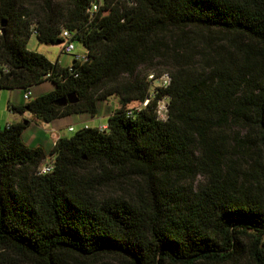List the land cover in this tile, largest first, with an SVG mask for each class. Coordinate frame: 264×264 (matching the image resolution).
<instances>
[{"label": "trees", "instance_id": "1", "mask_svg": "<svg viewBox=\"0 0 264 264\" xmlns=\"http://www.w3.org/2000/svg\"><path fill=\"white\" fill-rule=\"evenodd\" d=\"M41 1L33 13L0 0V90L52 86L10 110L53 124L114 97L120 107L50 151L24 144L23 123L0 128V264H264V0ZM63 29L84 60L64 68L27 49L32 34L63 44ZM191 30L224 34L225 56L197 69L166 60L163 38ZM154 63L171 84L151 97L140 76ZM227 125L245 133L236 147ZM130 176L135 196L98 194Z\"/></svg>", "mask_w": 264, "mask_h": 264}, {"label": "rangeland", "instance_id": "2", "mask_svg": "<svg viewBox=\"0 0 264 264\" xmlns=\"http://www.w3.org/2000/svg\"><path fill=\"white\" fill-rule=\"evenodd\" d=\"M24 4L30 6V11L33 13L41 10L43 7V2L41 0H22ZM227 37L215 30H191L185 31L183 33L171 32L163 38L164 51L167 56L166 60L170 61L173 56L179 54L181 58H186V65L192 66L197 69L199 66H205L207 63L213 62L221 57L225 56L222 46L226 44ZM75 50L72 53H65L64 47L66 42L61 45H49L40 43L36 37V34H32L29 42L27 44V49L39 54L44 55L52 63L59 62L65 67H70L73 61L78 58H84L86 50L84 46L79 42H74ZM264 58H262L263 60ZM159 64V63H158ZM169 68L159 67L154 63L144 69L141 73L140 78L144 79L150 84L149 76L155 74L159 76L165 72L169 73ZM151 89V84H150ZM0 128L4 129L8 124H14L16 121L21 120L20 114L15 113L10 110V105H19L23 103L22 93L19 90L8 91L0 90ZM100 114L96 117H91L89 115L85 116H74L70 119L60 120L63 123V127L57 130V133L52 132V124H46L33 114L29 112V118L26 121L31 125V121H34L33 125L35 128L30 127L27 130L22 140L24 144L28 147H35L38 145V140H49L52 138V142L55 143L59 136L60 137H72L77 131L83 129L84 127H97L99 129H105L108 124V114L112 112V109H118L120 107L119 100L114 97L107 102H102L99 104ZM74 129L73 132L69 131V128ZM222 133L226 139H228L233 147L238 144L239 140L243 139L245 133L238 131L235 127L227 125L223 128ZM232 153H236L237 148L233 149ZM256 152L264 159V149L262 147H257ZM244 159V162L248 161ZM48 158L43 165L49 163ZM205 179L201 176L195 178L193 182V187H197L203 184ZM142 182L135 178L134 176L119 178L117 181L103 184L98 189V194L101 198L107 197H131L135 196L137 191L142 187Z\"/></svg>", "mask_w": 264, "mask_h": 264}, {"label": "built area", "instance_id": "3", "mask_svg": "<svg viewBox=\"0 0 264 264\" xmlns=\"http://www.w3.org/2000/svg\"><path fill=\"white\" fill-rule=\"evenodd\" d=\"M98 10V7L95 5L93 7V11L92 12H96ZM62 39L64 40V43L66 42V46L64 47V52L69 54L72 53L75 50V45H74V41H73V34L67 30V29H63L62 30V34H61ZM81 61L84 60V58H78ZM149 80H150V84H151V89H150V94L151 97H155L156 94L158 93L159 89H166L167 87L170 86L171 84V76L169 73L165 72L159 76H156L155 74H151L149 76ZM0 97H1V93H0ZM32 97V91H27L24 94V100L28 101L30 98ZM150 99H147L142 106L145 107L148 105ZM141 106V107H142ZM158 114L161 116V118L165 119L167 116V112H168V107H167V103L165 100L160 101L158 104ZM70 132H73L74 129L73 128H69ZM53 170V163L49 162L45 165H43L40 169V173L41 174H47L52 172Z\"/></svg>", "mask_w": 264, "mask_h": 264}, {"label": "crops", "instance_id": "4", "mask_svg": "<svg viewBox=\"0 0 264 264\" xmlns=\"http://www.w3.org/2000/svg\"><path fill=\"white\" fill-rule=\"evenodd\" d=\"M85 55H86V53H85ZM60 64V63H59ZM61 65V64H60ZM62 67H64L65 68V66H63V65H61ZM52 89V86H51V84L50 83H45V84H43V85H41V86H39V87H37V88H34L33 90H32V94H33V96H39V95H41V94H43V93H46V92H49L50 90ZM21 92V91H20ZM22 93V92H21ZM22 97H23V103H26V101L24 100V95L22 94ZM22 104V103H21ZM13 105V104H12ZM20 105V104H19ZM20 117L22 118L21 120H19V121H16V123H23L26 127H27V129L25 130V132L27 131V130H29L30 129V127H33V128H35L33 125H35L34 124V121H31V125H30V122L28 123L27 121H26V118H29L30 116H29V112H27V113H25L24 115H20ZM26 123V124H25ZM63 123H65V122H59V121H57V122H55V123H53L52 124V129H53V131L52 132H55V133H57V130H59L61 127H63L64 125H63ZM107 126V125H106ZM70 128H72V127H70ZM24 132V133H25ZM59 138H61L60 136H59ZM58 138V139H59ZM52 138L50 137V139L49 140H38L37 142H38V145L37 146H41V147H43L46 151H50L53 147H54V145H55V143L57 142H55V143H53L52 141Z\"/></svg>", "mask_w": 264, "mask_h": 264}, {"label": "water", "instance_id": "5", "mask_svg": "<svg viewBox=\"0 0 264 264\" xmlns=\"http://www.w3.org/2000/svg\"><path fill=\"white\" fill-rule=\"evenodd\" d=\"M3 26H5V24H3ZM57 45H60L61 43L60 42H57L56 43ZM78 100L76 98V96L74 94L66 97V98H63L61 99L58 104L61 105V106H64V105H67V104H74L76 103ZM26 124V123H25Z\"/></svg>", "mask_w": 264, "mask_h": 264}]
</instances>
